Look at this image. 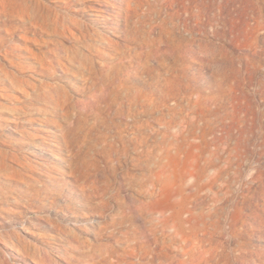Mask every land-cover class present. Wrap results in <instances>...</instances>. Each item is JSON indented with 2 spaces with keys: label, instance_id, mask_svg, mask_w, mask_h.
I'll list each match as a JSON object with an SVG mask.
<instances>
[{
  "label": "bare ground",
  "instance_id": "6f19581e",
  "mask_svg": "<svg viewBox=\"0 0 264 264\" xmlns=\"http://www.w3.org/2000/svg\"><path fill=\"white\" fill-rule=\"evenodd\" d=\"M0 12L10 21L2 25V33L19 41L0 48V178L20 184L21 193L40 201L34 217L42 218L41 209L50 204L56 207L55 215H66V207L70 210L62 197L64 204L58 205L55 198L41 196L45 184L94 191L104 178L108 204L119 205L104 223H97L113 229L109 232L114 242L95 245L93 255L89 251L92 261L221 263L226 248L201 234L200 228H222L217 219L220 212L206 211L207 193L223 179L226 169L217 179L211 178L213 160L205 156L210 149L200 147L199 156L189 160L195 171L186 173L192 182L180 174L184 167L180 157L175 172L165 163L168 116L182 114L176 123L181 136L195 127L197 121L191 117L208 124L214 113L209 103L186 106L196 96V88L192 84L185 92L179 86V73L187 62L190 75L195 74L200 49L198 26L191 23L197 14L191 6L182 0H0ZM34 28L38 35H33ZM7 39L0 37V46ZM153 133L155 144L150 143ZM181 148L175 153L187 154L189 159L188 150L182 153ZM128 163L157 168L129 173V185L136 188L132 199L122 196L114 184L119 167ZM6 189L0 188V203ZM182 190L191 193L188 202H182ZM10 192L11 201L21 204L17 191ZM6 208L0 205V211L11 212ZM221 210L226 212L224 207ZM32 222L20 223L22 233L35 236ZM230 227L237 228L233 223ZM4 246L13 250L9 244ZM131 254L137 258L131 260Z\"/></svg>",
  "mask_w": 264,
  "mask_h": 264
},
{
  "label": "rangeland",
  "instance_id": "374dc122",
  "mask_svg": "<svg viewBox=\"0 0 264 264\" xmlns=\"http://www.w3.org/2000/svg\"><path fill=\"white\" fill-rule=\"evenodd\" d=\"M182 1L183 4L191 6V10L197 14V18H192L191 23L198 26L197 37L200 49L196 58L195 74L190 75L188 69L190 63L187 62L179 73L181 77L179 86L185 92L192 84L196 88V96L192 103H185L186 106L192 107L194 102L200 105L209 103L208 105L211 106L214 113L209 116L211 118H209L208 124L204 119L190 116L192 120L197 121H195V127L190 128L191 134L186 135V131L181 133V136L177 124L182 119V114L168 116L166 148L169 155L165 157L167 160L165 163L169 165V169L175 172L176 159L180 157L183 164L181 166H184L180 174L183 175L184 180L189 178L188 180L192 182L191 176L188 175H190L189 172L195 171L191 162L199 156L197 148L210 149V153L206 152L205 156L211 158V161L213 160V163H210L213 168L210 172L211 178L217 179L224 168L226 174L222 180L216 183L215 189L207 193L211 206L209 205L206 211L216 209L220 212L217 219H221L222 228L214 230L210 226L200 228V232L208 234L209 237L215 239V242L222 243L223 248H226L227 257L224 256L221 263H215L212 260L209 264H264V0ZM0 16V37L6 35L8 38L7 43L0 46L3 49L5 45L7 47L19 41L5 32L2 33V25L10 21L1 12ZM208 16L211 17V23H208ZM32 31L33 35L40 33L35 28ZM30 46L41 51L33 45ZM101 47L105 48V45L101 44ZM192 78L195 79L194 82ZM135 83L137 84L139 81L135 80ZM169 103L175 106L172 100ZM185 130L188 129L185 128ZM153 135L156 134H152L151 144H155L157 141L156 136ZM193 136L196 141L192 138ZM174 144L175 150L184 147L183 150L181 148L182 153L185 152L184 149H187L190 154L189 159L188 156L186 157L187 154L175 153V150L173 152ZM119 168L121 173L125 172L122 175L119 174L117 182L114 183L115 187L120 189L119 193L122 196L130 199L133 198L132 194H135L136 188L129 185L132 179L129 173L157 170L154 166L145 167L137 165V163L124 164L122 165L123 169ZM166 175L168 176V172ZM204 175L206 172L202 173L201 178ZM100 179L102 180H100L101 187L94 191L83 190L80 186L77 188L69 186V190H67L66 186L55 188L49 183L45 184L41 188L44 191L41 196L49 199L55 198L58 205L63 203L60 198L62 197L67 201L64 200L66 203L64 207L70 206V210L66 207V215H55L53 209L56 207L54 205L52 207L50 204L45 209H41L42 211L40 210L39 214L42 218H35L34 216L39 211L37 205L40 201L32 200L27 194L21 193L22 186L20 184L0 178V188H7V191L5 190L7 194L3 195L4 200L1 199L3 202L0 205L11 211H6L7 213L4 210L0 211V262L6 264H114L116 261L115 264H121L118 259H111L108 262L101 258L93 261L90 259L89 251L91 250L93 255L95 245H99L101 242H114L112 233L109 232L113 229L107 228L106 231L103 225H98L97 221L104 223L105 217L108 218V213L119 205L116 203L117 201L108 204V201L111 200L105 194L106 181L104 178ZM12 190L17 191L16 195L18 196H15L18 197L21 204L16 205L11 201L9 194ZM182 192V202H188L191 193L185 190ZM92 194L95 197H92ZM222 207L225 208V213H222ZM237 210H241V213ZM97 211L98 213H95ZM236 213L241 216H239V220L235 217ZM29 219L33 221L31 229L33 228V232L36 233L35 236L24 234L19 229L20 223ZM141 223L138 221V224L142 226L143 223ZM232 223L235 224L236 229L230 227ZM207 228L209 231L206 230ZM98 232L103 233L98 236ZM87 238L92 243L90 241L87 244L85 241ZM4 240L6 241L2 242ZM4 243L9 244L13 250H7ZM13 254L16 255L13 256ZM131 255V260L137 258V256ZM98 260L102 262L99 263Z\"/></svg>",
  "mask_w": 264,
  "mask_h": 264
}]
</instances>
